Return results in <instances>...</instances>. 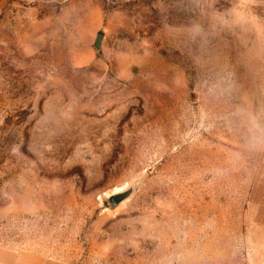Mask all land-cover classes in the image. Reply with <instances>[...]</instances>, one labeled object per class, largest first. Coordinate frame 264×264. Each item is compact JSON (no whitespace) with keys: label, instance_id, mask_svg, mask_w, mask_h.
<instances>
[{"label":"rangeland","instance_id":"rangeland-1","mask_svg":"<svg viewBox=\"0 0 264 264\" xmlns=\"http://www.w3.org/2000/svg\"><path fill=\"white\" fill-rule=\"evenodd\" d=\"M3 1L0 245L264 264V0Z\"/></svg>","mask_w":264,"mask_h":264},{"label":"crops","instance_id":"crops-1","mask_svg":"<svg viewBox=\"0 0 264 264\" xmlns=\"http://www.w3.org/2000/svg\"><path fill=\"white\" fill-rule=\"evenodd\" d=\"M252 207L256 210V221L264 227V197L258 202L253 201ZM0 264H73L70 261L47 256L45 254L18 250L16 248L0 245Z\"/></svg>","mask_w":264,"mask_h":264},{"label":"water","instance_id":"water-1","mask_svg":"<svg viewBox=\"0 0 264 264\" xmlns=\"http://www.w3.org/2000/svg\"><path fill=\"white\" fill-rule=\"evenodd\" d=\"M104 39L103 34H98L97 39L95 41V47L97 50L101 49L102 42ZM131 195V191H119L109 197V203L112 207L116 208L121 205L124 201H126Z\"/></svg>","mask_w":264,"mask_h":264},{"label":"built area","instance_id":"built-area-1","mask_svg":"<svg viewBox=\"0 0 264 264\" xmlns=\"http://www.w3.org/2000/svg\"><path fill=\"white\" fill-rule=\"evenodd\" d=\"M4 8V1L0 0V18L3 16Z\"/></svg>","mask_w":264,"mask_h":264}]
</instances>
